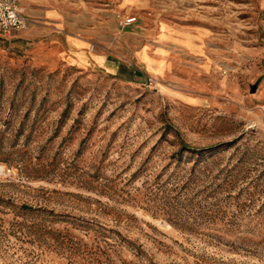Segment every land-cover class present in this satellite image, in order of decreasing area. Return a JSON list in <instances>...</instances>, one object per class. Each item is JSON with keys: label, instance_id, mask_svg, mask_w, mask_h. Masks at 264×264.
I'll return each instance as SVG.
<instances>
[{"label": "rangeland", "instance_id": "obj_1", "mask_svg": "<svg viewBox=\"0 0 264 264\" xmlns=\"http://www.w3.org/2000/svg\"><path fill=\"white\" fill-rule=\"evenodd\" d=\"M149 6L135 81L0 36V264H264V0Z\"/></svg>", "mask_w": 264, "mask_h": 264}, {"label": "crops", "instance_id": "obj_2", "mask_svg": "<svg viewBox=\"0 0 264 264\" xmlns=\"http://www.w3.org/2000/svg\"><path fill=\"white\" fill-rule=\"evenodd\" d=\"M149 3L150 0H20L19 12L36 24L7 36L16 33L29 39L52 35L64 42L69 55L82 66L132 81L158 76L155 69L160 68L162 74L170 70L172 49L196 51V43L192 39V49L183 46V38L166 21L159 22L157 30L153 24L149 26L147 22L153 20L143 15ZM132 17L136 18L134 23L123 25Z\"/></svg>", "mask_w": 264, "mask_h": 264}, {"label": "built area", "instance_id": "obj_3", "mask_svg": "<svg viewBox=\"0 0 264 264\" xmlns=\"http://www.w3.org/2000/svg\"><path fill=\"white\" fill-rule=\"evenodd\" d=\"M20 0H0V36H7L11 31H23L36 24L19 12ZM136 21L135 17L128 18L123 25L128 26Z\"/></svg>", "mask_w": 264, "mask_h": 264}, {"label": "trees", "instance_id": "obj_4", "mask_svg": "<svg viewBox=\"0 0 264 264\" xmlns=\"http://www.w3.org/2000/svg\"><path fill=\"white\" fill-rule=\"evenodd\" d=\"M183 148H187V149H190V147H187L185 144H183L182 146Z\"/></svg>", "mask_w": 264, "mask_h": 264}, {"label": "water", "instance_id": "obj_5", "mask_svg": "<svg viewBox=\"0 0 264 264\" xmlns=\"http://www.w3.org/2000/svg\"><path fill=\"white\" fill-rule=\"evenodd\" d=\"M254 90H255V87H252V92H254Z\"/></svg>", "mask_w": 264, "mask_h": 264}]
</instances>
